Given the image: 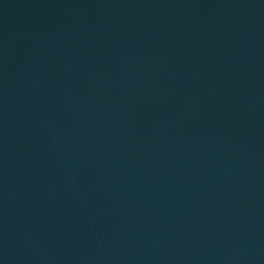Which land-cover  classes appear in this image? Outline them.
Segmentation results:
<instances>
[{"label": "water", "instance_id": "1", "mask_svg": "<svg viewBox=\"0 0 264 264\" xmlns=\"http://www.w3.org/2000/svg\"><path fill=\"white\" fill-rule=\"evenodd\" d=\"M0 264H264V0H0Z\"/></svg>", "mask_w": 264, "mask_h": 264}]
</instances>
